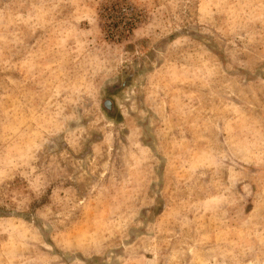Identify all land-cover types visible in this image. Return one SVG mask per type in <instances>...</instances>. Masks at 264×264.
<instances>
[{
	"label": "rangeland",
	"instance_id": "rangeland-1",
	"mask_svg": "<svg viewBox=\"0 0 264 264\" xmlns=\"http://www.w3.org/2000/svg\"><path fill=\"white\" fill-rule=\"evenodd\" d=\"M0 264H264V0H0Z\"/></svg>",
	"mask_w": 264,
	"mask_h": 264
}]
</instances>
